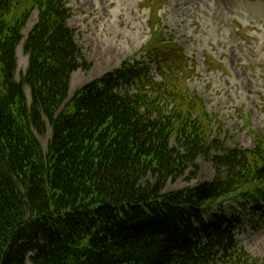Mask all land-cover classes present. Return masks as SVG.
Masks as SVG:
<instances>
[{"label":"trees","instance_id":"16d2710c","mask_svg":"<svg viewBox=\"0 0 264 264\" xmlns=\"http://www.w3.org/2000/svg\"><path fill=\"white\" fill-rule=\"evenodd\" d=\"M36 10L18 81L17 49ZM70 16L64 0H0V264H256L239 247L240 221L222 212L231 198L264 211V135L253 149L211 139L184 50L161 31L143 52L162 81L134 56L63 107L72 74L89 69ZM199 159L214 162L216 177L166 192L197 179Z\"/></svg>","mask_w":264,"mask_h":264},{"label":"rangeland","instance_id":"374dc122","mask_svg":"<svg viewBox=\"0 0 264 264\" xmlns=\"http://www.w3.org/2000/svg\"><path fill=\"white\" fill-rule=\"evenodd\" d=\"M64 4L71 15L67 25L75 31L89 69L72 74L63 107L78 90L120 69L134 56L135 61L150 66L155 81H162L157 61L143 52L148 41L157 36L154 32L161 31L167 41L184 50L188 69L194 72L187 76V88L204 102L213 119L211 139L226 142L230 137L226 148L238 145L253 149L257 135H264V0H166L160 5L158 0H64ZM37 22L38 11H34L17 49L18 81L29 63L24 43ZM25 94L31 103L28 86ZM172 107L171 103L170 111ZM217 121L222 124L221 135ZM50 138L48 124L46 135L39 137L45 152ZM198 165L197 179L185 177L171 182L166 192L216 177L212 160L199 159ZM259 202L264 205L263 200ZM257 205L229 199L222 214L241 221L236 231L239 247L252 262L264 264V211ZM211 215H205L207 222Z\"/></svg>","mask_w":264,"mask_h":264}]
</instances>
